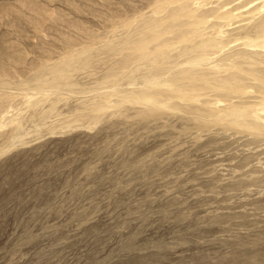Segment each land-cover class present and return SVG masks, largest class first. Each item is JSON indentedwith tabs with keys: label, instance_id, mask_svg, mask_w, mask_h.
Here are the masks:
<instances>
[{
	"label": "rangeland",
	"instance_id": "374dc122",
	"mask_svg": "<svg viewBox=\"0 0 264 264\" xmlns=\"http://www.w3.org/2000/svg\"><path fill=\"white\" fill-rule=\"evenodd\" d=\"M263 1L224 31L216 23L199 34V22L222 21L233 4L0 0V264H264V211L250 206L264 187L228 202L209 186L254 162L251 148H217L264 139ZM87 50L85 62L53 76ZM208 76L237 87L215 89ZM186 126L229 138L191 147L179 135ZM230 211L258 219L241 239L212 222Z\"/></svg>",
	"mask_w": 264,
	"mask_h": 264
},
{
	"label": "bare ground",
	"instance_id": "6f19581e",
	"mask_svg": "<svg viewBox=\"0 0 264 264\" xmlns=\"http://www.w3.org/2000/svg\"><path fill=\"white\" fill-rule=\"evenodd\" d=\"M223 2H231L233 4V7L229 10L228 15H225V17L222 18V21L218 20L217 22H214V20H213L211 22H203V21L199 22V25L196 29L197 33L209 34L212 32L213 28L217 24L219 25V29L224 31L225 28H227L229 26V20H232L233 18L236 19V18L240 17L241 11H239V10L247 8L250 5L255 6L253 4L254 0H223ZM263 3H264V1H263ZM162 5H163V3H162ZM255 10H253V12ZM236 22H237L236 24H238L241 21H238V19H237ZM254 22L255 21H252L251 25ZM241 24H242V22H241ZM241 24L239 26H241ZM172 26H173L172 24L171 25L169 24L167 26V28L172 27ZM147 42H149V40L144 39L143 41H141V46H143V45L146 46ZM90 51L91 50H87V51L78 53V55H76L74 57L68 58L63 66L56 67V69L52 73L53 76L59 77L62 74H65L66 72H68L70 69H72L78 63L85 62L88 59ZM9 55L11 56L10 59H12V62L14 64L18 65L21 63L20 57L18 56V53H17L15 48L12 47L9 50ZM3 65L0 64V72H3L6 70V69L4 70ZM125 66H126V64H125V62H123L122 68H125ZM37 68H38L37 69L38 71H42L44 67L40 66ZM193 74L197 78L202 73L195 71ZM206 80H207L208 84L213 85L214 88L218 89V90H222L225 88L234 89L237 87V84L235 83L234 79L231 76H228V77L223 76V78H218L217 76H208ZM226 102H229V101H226ZM177 106L179 108H181V110L185 111L186 113L194 114L198 117H204L205 114L207 113V112H196L190 106H181V105H177ZM154 114H155V112L153 110L150 112L144 113L141 116V118L143 119L141 121V123H147V124L150 123V119H148V117H150L151 115H154ZM227 132H229L227 129H212V128L207 129V128H204L201 126L193 129V131H192L189 126H186V127L181 129V133L179 135H181L180 138H182V140H181L182 143L187 142V143L191 144V147H195V146H200L198 144V140L203 136H211L212 134H218V135H220L221 139H226V138H229V135ZM262 140H264V139H261V138L246 139V140H243L241 138L233 139V140L229 141V143L223 144V147L217 148V150L219 151L220 154L233 153L234 152L237 155H239V153L242 151L241 149L251 148V150L254 151L251 153V156L254 158V162H253L251 168H245L244 166H239V167L235 168L234 172L230 173V175H231L230 177H232V179L230 181L225 180L224 183H222L221 180H219L216 177H214V178L209 177L210 178L209 186H210L211 192H213L214 194H220L221 192H229L230 198L228 199V202H234L235 201L234 196L237 193V191L240 189H246L249 191L250 190H256L257 193L261 195V188L264 187V172L262 171L264 169V159H263V155H261V154H264V153L260 154L255 149L258 146L262 145V143H263ZM201 146H203V145H201ZM180 155H182L184 157L183 159L185 160V158H187L189 155V147L186 148L182 153H180ZM248 156H246V158ZM220 167L221 166H218L216 169L215 168L214 169H208V171L210 170L209 172L212 171V172L216 173L217 170H218V172L221 171ZM263 202L264 201L261 200L260 198H256L255 200L250 201V206L252 207L253 210H258L261 212V211H264ZM176 216H177V218L183 217V216L188 217L189 214L184 212L182 214L179 213ZM223 220L227 223L225 225H227L228 227L227 226H225V227L232 234V236L237 238V239H241L244 236L245 231L250 229L251 227H253L257 223L258 219H255V218L248 219L247 214L243 211H239V212L230 211V212H217V213H215L212 222H219L223 225L224 224L222 222ZM199 238H200V236H199ZM254 240H255V243L259 242V239L256 237ZM131 260H136V259H131ZM192 261H193V258L191 257V258L187 259L186 263L189 264V262H192ZM129 262H131V261H129Z\"/></svg>",
	"mask_w": 264,
	"mask_h": 264
}]
</instances>
